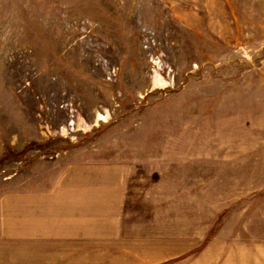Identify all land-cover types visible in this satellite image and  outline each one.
<instances>
[{
    "label": "rangeland",
    "instance_id": "obj_1",
    "mask_svg": "<svg viewBox=\"0 0 264 264\" xmlns=\"http://www.w3.org/2000/svg\"><path fill=\"white\" fill-rule=\"evenodd\" d=\"M13 203L58 230L26 264H264V0H0Z\"/></svg>",
    "mask_w": 264,
    "mask_h": 264
},
{
    "label": "crops",
    "instance_id": "obj_2",
    "mask_svg": "<svg viewBox=\"0 0 264 264\" xmlns=\"http://www.w3.org/2000/svg\"><path fill=\"white\" fill-rule=\"evenodd\" d=\"M116 180V175L109 174L104 175L102 172H94V171H82L78 174V179L76 182V190L79 192V199L78 202L80 204H85L89 199V195L86 191V188L90 185L89 183L101 182L102 186L98 188H103L104 191L102 193H99L97 196H95V200L97 201V207L101 208H109L110 203L109 199L112 198L114 189H108L106 187H109L114 181ZM92 183V184H93ZM89 188V187H88ZM112 188V187H111ZM70 193V192H69ZM81 195V197H80ZM31 203V202H30ZM25 207L22 208L19 206L18 203H13L10 209L7 213H2L3 215L1 218V225L0 228L3 229V235L0 234V264H26L25 258H23L22 251L25 250H31V252H35V256L38 251H41L43 246L40 244L45 239L44 237L51 233V235H54L58 233L57 226L54 228L50 227L47 222H49V216L47 213H42L40 209L37 207L39 205H34L33 207ZM28 206V205H27ZM67 206V205H66ZM51 207H55L51 206ZM71 206H68L67 210L69 212L72 210ZM21 209H28L30 210V213H23L21 212ZM79 210H82L81 208H78ZM1 210V209H0ZM20 212H19V211ZM19 212V213H18ZM80 214V213H79ZM22 217L26 219L27 224L20 223L22 222ZM57 217V216H56ZM54 218V216L52 217ZM23 219V220H25ZM0 229V232H1ZM21 230H25L24 232H27L29 235H24L21 232ZM51 232H50V231ZM74 235L78 232H73ZM23 235L26 238H22ZM50 235V234H49ZM22 236V237H21ZM26 241V244H23ZM22 244V245H19ZM19 249V251H18ZM25 261V262H24Z\"/></svg>",
    "mask_w": 264,
    "mask_h": 264
}]
</instances>
